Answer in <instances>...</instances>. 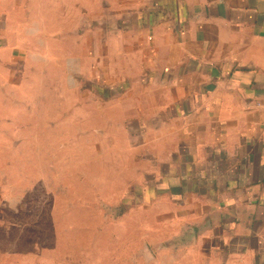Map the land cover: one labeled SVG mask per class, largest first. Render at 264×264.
Segmentation results:
<instances>
[{
	"label": "crops",
	"instance_id": "1",
	"mask_svg": "<svg viewBox=\"0 0 264 264\" xmlns=\"http://www.w3.org/2000/svg\"><path fill=\"white\" fill-rule=\"evenodd\" d=\"M40 47L126 169L128 260L264 264V0H0L1 94Z\"/></svg>",
	"mask_w": 264,
	"mask_h": 264
},
{
	"label": "rangeland",
	"instance_id": "2",
	"mask_svg": "<svg viewBox=\"0 0 264 264\" xmlns=\"http://www.w3.org/2000/svg\"><path fill=\"white\" fill-rule=\"evenodd\" d=\"M40 48L35 78L27 62L21 88L0 93V264H145L127 259L138 232L118 215L126 169Z\"/></svg>",
	"mask_w": 264,
	"mask_h": 264
},
{
	"label": "trees",
	"instance_id": "3",
	"mask_svg": "<svg viewBox=\"0 0 264 264\" xmlns=\"http://www.w3.org/2000/svg\"><path fill=\"white\" fill-rule=\"evenodd\" d=\"M126 209H127V208H126V205L123 204V205L120 207V211H119V214H118V215L120 216V215L124 214L125 211H126Z\"/></svg>",
	"mask_w": 264,
	"mask_h": 264
}]
</instances>
